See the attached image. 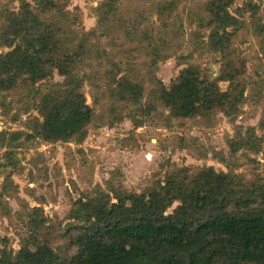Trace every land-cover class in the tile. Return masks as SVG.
Returning <instances> with one entry per match:
<instances>
[{
  "label": "trees",
  "instance_id": "16d2710c",
  "mask_svg": "<svg viewBox=\"0 0 264 264\" xmlns=\"http://www.w3.org/2000/svg\"><path fill=\"white\" fill-rule=\"evenodd\" d=\"M181 2L161 0L154 20L126 25L119 1L103 0L95 8V27L84 33L70 20V0H5L0 5V112L13 122L26 115L23 129L0 131L7 163L14 167L20 161L13 155L15 145L86 138L98 100L93 93L90 103L79 91L85 81H112L102 108L112 121L134 108L147 115L158 105L175 118L221 112L234 119L250 88L235 39L242 27H251L264 41V23L255 21L257 1L246 0L250 20L230 13L233 0L202 3L195 21L206 37V52L221 55L215 74L186 64L169 85L155 76L144 79L137 63L155 66L180 47L181 30L173 19ZM115 36L128 39L116 51L110 47ZM55 73L62 79L53 81ZM145 81L154 83L147 94ZM254 136L252 130L229 137L230 154L263 153ZM236 168L195 166L173 170L138 193L113 188L86 193L72 201L67 221L27 205L17 247L5 244L0 264H264V162L248 171ZM10 177L5 175L6 184ZM6 184L2 194L8 195ZM5 203L0 200L2 209Z\"/></svg>",
  "mask_w": 264,
  "mask_h": 264
},
{
  "label": "rangeland",
  "instance_id": "374dc122",
  "mask_svg": "<svg viewBox=\"0 0 264 264\" xmlns=\"http://www.w3.org/2000/svg\"><path fill=\"white\" fill-rule=\"evenodd\" d=\"M103 0H70L68 9L78 30L86 33L96 25V6ZM126 25L142 19L154 20L157 3L161 0H118ZM259 6L255 21L264 23V0H255ZM5 0H0V5ZM204 0H182L179 13L174 17V27L180 29V47L171 56L152 67L137 63L144 79L155 76L165 85L186 64H195L207 75L215 74L220 65V54L206 52L202 31L195 21ZM246 0H233L230 13H241L250 20L251 10ZM250 12V13H249ZM74 21V22H73ZM250 24V23H249ZM145 28V27H142ZM235 39L237 53L246 59V73L250 88L239 113L233 118L221 112L207 117L175 118L168 107L158 105L155 111L142 115V109H132L120 120L112 121L102 111L109 99L113 83L102 78L84 82L79 91L92 103H96V119L89 127L81 143L74 141L22 143L12 148L20 161L12 167L7 163L4 148L0 146V253L5 244L17 247V233L25 226L27 205H39L45 215L67 221L72 201L83 194L111 190L121 193H138L156 180H163L173 170H189L195 166H213L228 171H248L252 165L264 162L263 153L240 150L235 157L230 154L228 139L232 135H248L253 130L254 143L264 149V41L252 28L242 27ZM115 36L110 47L128 42L123 36ZM62 77L54 74L53 81ZM124 79L123 73L117 76ZM154 83L145 81V94ZM13 111V110H12ZM128 111V110H127ZM35 114V112H33ZM26 115L9 121L0 112V131L23 129ZM253 128V129H252ZM255 159V160H253ZM259 166V165H258ZM10 174L6 184L5 175ZM9 194H2L3 187ZM113 193V191L111 192ZM2 211H5L6 214Z\"/></svg>",
  "mask_w": 264,
  "mask_h": 264
},
{
  "label": "built area",
  "instance_id": "2783aa9c",
  "mask_svg": "<svg viewBox=\"0 0 264 264\" xmlns=\"http://www.w3.org/2000/svg\"><path fill=\"white\" fill-rule=\"evenodd\" d=\"M0 127H1V125H0Z\"/></svg>",
  "mask_w": 264,
  "mask_h": 264
},
{
  "label": "crops",
  "instance_id": "0c3cea01",
  "mask_svg": "<svg viewBox=\"0 0 264 264\" xmlns=\"http://www.w3.org/2000/svg\"><path fill=\"white\" fill-rule=\"evenodd\" d=\"M1 128V127H0Z\"/></svg>",
  "mask_w": 264,
  "mask_h": 264
}]
</instances>
